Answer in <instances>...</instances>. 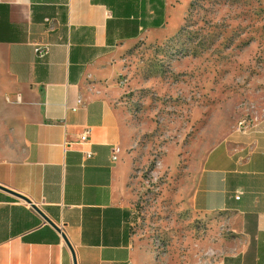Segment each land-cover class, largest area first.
Instances as JSON below:
<instances>
[{"label": "crops", "instance_id": "1", "mask_svg": "<svg viewBox=\"0 0 264 264\" xmlns=\"http://www.w3.org/2000/svg\"><path fill=\"white\" fill-rule=\"evenodd\" d=\"M168 1L0 0V264H73L62 233L75 264H179L130 231L132 137L108 64L112 48L170 31ZM196 168L189 207L237 233L200 264H264V121Z\"/></svg>", "mask_w": 264, "mask_h": 264}, {"label": "rangeland", "instance_id": "2", "mask_svg": "<svg viewBox=\"0 0 264 264\" xmlns=\"http://www.w3.org/2000/svg\"><path fill=\"white\" fill-rule=\"evenodd\" d=\"M168 3L170 31L112 48L108 64L132 137L130 231L155 256L200 264L237 233L185 194L205 152L240 133L239 119L264 121V0Z\"/></svg>", "mask_w": 264, "mask_h": 264}, {"label": "built area", "instance_id": "3", "mask_svg": "<svg viewBox=\"0 0 264 264\" xmlns=\"http://www.w3.org/2000/svg\"><path fill=\"white\" fill-rule=\"evenodd\" d=\"M35 51L36 53L39 55V56H42L46 53L47 51V47L46 46H36L35 47ZM253 127V124H251L247 118L245 117H242L241 119H239L237 121V124H236V130L239 131L240 133L242 134H245L247 132H249ZM88 133H89V130L88 128H85L79 135L78 137V143H86L88 141ZM119 151V148L118 147H114L112 149V154H111V157L112 159H115L116 158V155ZM91 154L90 151H86L85 152V157H89ZM237 197V196H235Z\"/></svg>", "mask_w": 264, "mask_h": 264}, {"label": "water", "instance_id": "4", "mask_svg": "<svg viewBox=\"0 0 264 264\" xmlns=\"http://www.w3.org/2000/svg\"><path fill=\"white\" fill-rule=\"evenodd\" d=\"M27 202H30V201H28L27 199H25ZM32 205V207L38 212V213H40L52 226H54L57 230H58V228L53 224V223H51L40 211H39V209L35 206V205H33V204H31ZM62 238H63V240H64V242L66 243V245L70 248V250H71V254H72V261H73V264H75V259H74V254H73V252H72V249H71V247H70V245H69V243H68V241H67V239L65 238V236L63 235V233H62Z\"/></svg>", "mask_w": 264, "mask_h": 264}]
</instances>
